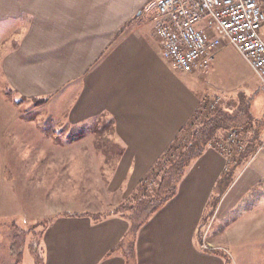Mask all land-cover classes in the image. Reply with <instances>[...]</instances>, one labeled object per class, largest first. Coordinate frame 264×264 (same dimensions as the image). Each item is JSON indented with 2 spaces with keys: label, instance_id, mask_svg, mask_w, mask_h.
Masks as SVG:
<instances>
[{
  "label": "crops",
  "instance_id": "crops-1",
  "mask_svg": "<svg viewBox=\"0 0 264 264\" xmlns=\"http://www.w3.org/2000/svg\"><path fill=\"white\" fill-rule=\"evenodd\" d=\"M153 2L0 0L2 41L14 43L0 62L8 91L20 104L45 100L37 105L44 113L38 117L6 116L11 123H21L18 132L9 136L12 143L29 124L43 122L53 131L55 124L61 131H75L77 139L61 147L79 152V138L97 130L119 150L115 161L106 163L111 169L104 189L110 197L106 199L117 203L127 201L150 175L158 159L198 115L203 99L218 96L223 102L229 93L235 94L227 89L207 91L201 72L175 71L163 59L154 22L146 11ZM222 46L211 55L207 77L218 71L214 65L228 63L221 57ZM257 113L256 118L264 116L263 111ZM36 127L37 134H45ZM262 143L225 189L219 180L227 171L226 160L208 148L186 170L176 195L137 232L119 215L98 217L95 210L75 209L52 214L40 239L43 264H226L218 254L220 247L209 243L214 248H202L198 232L208 216L209 202L219 191L215 213L225 202L236 209L253 198L254 190L264 189V138ZM107 147L101 143L95 150L105 153ZM83 149L88 154V148ZM39 153L44 152L37 146L0 147V154L12 155L14 160L0 163V185L14 178L15 187H24L29 197L34 195L32 185L42 184L30 181L39 175ZM50 176L43 177L48 184ZM6 239L0 238V264H13ZM236 257V264L250 258L240 250Z\"/></svg>",
  "mask_w": 264,
  "mask_h": 264
},
{
  "label": "rangeland",
  "instance_id": "rangeland-1",
  "mask_svg": "<svg viewBox=\"0 0 264 264\" xmlns=\"http://www.w3.org/2000/svg\"><path fill=\"white\" fill-rule=\"evenodd\" d=\"M259 3L264 9V0H259ZM2 33L0 30V62L7 50L14 44L10 41H2L4 37ZM222 47L221 57L228 60V63L214 65L218 66V71L215 72L216 74L219 72V76L216 74L213 76L210 73L211 75L207 77L206 72L209 74L210 71L208 68L206 71H199L202 73L201 78L203 79L204 87H206L207 91L209 89H227V91L235 92V94L229 93L231 94L230 98L225 99V104L221 105L228 112H239L241 114L245 106L242 105V110H238L241 107L239 105L241 104L240 99L245 95L243 99L250 101L248 106L251 107L252 115L254 117L258 115L257 111H263L264 114V84L258 80L252 68L247 65L244 58L238 54L234 47L227 44ZM16 101L15 95L8 91L0 70V147L13 146L19 148L20 146L30 145L37 146L40 152H44L42 154L39 153V175L30 180L33 183H42L38 186L32 185L31 188L35 192L34 195L29 197L28 194H25L26 190L24 187H15L14 178L5 179L4 185H0V192H2L0 196V238H8L5 241L10 244V247L19 230L27 231L25 237L26 245L30 241L35 244L43 229L42 226L54 213L74 212L75 209L78 212L84 210L92 212L95 210L98 213L96 215L98 217L104 213L105 215L119 216L122 213V216H130V212L125 209L133 201L142 200L144 202V197L153 195L152 190L156 189L158 177L154 178V182H149V187L144 193H142V188L137 187L127 201L117 203L116 201H111V199H106L107 197L110 198L104 192V189L111 169V166L106 163L108 161L112 162V160L115 161L119 150L116 149L114 144L110 145V142L112 143L111 138L102 139V135H98L97 130H95L93 135L86 134L87 137L82 136L79 138L81 142H78L76 146V148L81 146L79 152L78 150L66 152L61 147L77 139V137L74 138L75 131H67L65 128L61 131L56 124L54 125L55 131H53L50 129L51 127H45L46 123L43 122H36L35 124L43 129L44 135L39 131L37 134L35 124H29V128H26L24 133L22 131L17 138V142L12 143L11 140L13 139L9 136L14 131L18 132L16 127H19L21 123H11L8 121L9 119H6V116L11 114H35L38 117V115L44 114L39 112L37 108L40 101L36 104H20V102L16 103ZM201 108L205 113H212L208 112L206 107L201 106ZM241 116L239 115V118ZM8 126H10L9 131L11 133L7 136L5 131L8 130ZM250 129L251 133L247 136L246 142L252 134L253 127ZM41 135L42 137H40ZM225 135L223 134L220 138ZM187 141L188 139L183 142ZM101 143L103 146L108 147L105 153L98 154V150L95 149ZM51 146L55 147L53 151L49 148ZM83 147L88 148V154L84 152ZM46 150H48V154L45 152ZM238 155L231 162H234ZM52 159L54 165L51 166ZM12 161H14L12 155L0 154V163ZM246 162L240 163L239 167L235 168L234 175L238 173ZM230 163H226V169ZM101 167H103V170ZM31 171H24V173ZM9 172L14 174V171ZM49 174L51 179L49 178L48 184L43 177H49ZM1 182L0 180V184ZM229 185L226 186V183H223L220 187L226 188ZM23 195L25 198H22ZM252 196L253 198H250V201L245 203L243 201L241 206L236 209H232L228 205L229 202H225L222 210L217 213H215V209L211 210L208 208V216L205 217V221L198 232L201 240L200 244L203 245L202 248L205 250L206 248H214L213 246L220 247L218 254L225 259L226 264L237 263V250L250 256L244 264H264V189L258 188L256 191L254 190ZM28 197L31 199L29 202ZM34 199H37V201H34ZM118 205L119 208H117ZM120 205L123 206L120 207ZM37 220L40 223L35 224ZM209 243L213 246H210ZM8 253L12 257L10 251ZM23 253L24 261L22 264H34L27 250Z\"/></svg>",
  "mask_w": 264,
  "mask_h": 264
},
{
  "label": "built area",
  "instance_id": "built-area-1",
  "mask_svg": "<svg viewBox=\"0 0 264 264\" xmlns=\"http://www.w3.org/2000/svg\"><path fill=\"white\" fill-rule=\"evenodd\" d=\"M146 11L154 22L163 59L175 71H206L211 55L226 41L264 84V9L259 0H155ZM220 103L215 97L204 99L201 106L213 112ZM251 127L229 129L209 148L228 164L246 146Z\"/></svg>",
  "mask_w": 264,
  "mask_h": 264
},
{
  "label": "trees",
  "instance_id": "trees-1",
  "mask_svg": "<svg viewBox=\"0 0 264 264\" xmlns=\"http://www.w3.org/2000/svg\"><path fill=\"white\" fill-rule=\"evenodd\" d=\"M244 97L245 95L240 99L241 104L239 105L241 107L238 109L242 110V107L245 106L241 114L239 112H228L223 106H219L220 108L212 113H205L201 109L198 115L190 120L188 126L179 133L174 144L158 159L153 171L139 185V188H142V193H144L149 187V182H154V178L158 177L156 189L152 190L153 195L144 197V202L142 200L133 201L125 209L127 212H130V216H122V213L120 214L121 217L130 223L132 232H137L145 222H148L153 215L160 211L176 195L178 183H180L184 174L187 172L186 170L209 148V144L212 141L220 139L223 134L225 135L227 130L239 128L240 126L253 127L252 134L246 142V146L240 151V154L238 153L239 155L237 154L238 157L234 162H231V165L229 164L228 170L219 180L220 186L223 183H226V186L229 185L230 178L232 180L236 171L235 168L239 167L238 165L240 163L250 160L254 153L262 146L264 138V118L252 116L251 107L248 106L250 101L243 99ZM44 101H40L38 104L42 105ZM224 104L223 101L222 105ZM239 115L242 116L239 118ZM186 139L188 141L184 143L183 141ZM222 189L225 188L222 187ZM221 192L219 191L216 198L209 202L207 208L211 210L216 209ZM147 197L150 199L148 200ZM122 206L120 205V207ZM117 208H119V205ZM26 235L27 231L19 230L14 237V242L9 250L14 259L13 264H22L23 252L26 250L34 264H43L40 240L42 238V231L35 244L30 241L26 245Z\"/></svg>",
  "mask_w": 264,
  "mask_h": 264
},
{
  "label": "bare ground",
  "instance_id": "bare-ground-1",
  "mask_svg": "<svg viewBox=\"0 0 264 264\" xmlns=\"http://www.w3.org/2000/svg\"><path fill=\"white\" fill-rule=\"evenodd\" d=\"M155 1V0H154ZM154 26V25H153ZM154 29H155V27H154ZM216 97H218V96H216ZM215 97H213L212 99H214ZM205 99H208V98H205ZM212 99H208V100H211L212 101Z\"/></svg>",
  "mask_w": 264,
  "mask_h": 264
}]
</instances>
